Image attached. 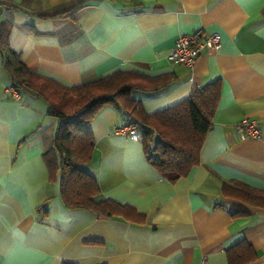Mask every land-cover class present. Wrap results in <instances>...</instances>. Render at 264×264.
I'll list each match as a JSON object with an SVG mask.
<instances>
[{
  "label": "crops",
  "instance_id": "0c3cea01",
  "mask_svg": "<svg viewBox=\"0 0 264 264\" xmlns=\"http://www.w3.org/2000/svg\"><path fill=\"white\" fill-rule=\"evenodd\" d=\"M7 43L33 72L66 86L116 70L171 74L166 87L132 92L144 112L170 107L195 86L221 81L220 95L187 175L170 181L146 160L142 142L114 133L130 118L106 105L90 121L98 198L146 215L143 222L68 208L59 171L43 156L58 119L41 96L7 89L0 56V264H228L241 239L264 264V208L225 197L223 182L264 190V0H0ZM217 32L192 67L166 54L181 33ZM243 118L258 138L235 130ZM235 212L234 215L232 213Z\"/></svg>",
  "mask_w": 264,
  "mask_h": 264
},
{
  "label": "trees",
  "instance_id": "16d2710c",
  "mask_svg": "<svg viewBox=\"0 0 264 264\" xmlns=\"http://www.w3.org/2000/svg\"><path fill=\"white\" fill-rule=\"evenodd\" d=\"M7 34L8 29L1 26L2 67L9 74L12 86L44 98L48 113L58 119L52 143L45 148L43 156L48 167L59 171V193L65 206L134 222L145 221L146 215L131 206L97 197L98 183L83 167L94 150L90 121L106 105L126 113L130 118L126 123L136 122L140 128L146 160L170 181H175L199 163L200 149L218 103L221 81L195 86L182 101L148 114L132 97V92L160 90L170 82L171 74L148 76L133 70H116L91 81L66 86L31 71L7 43ZM220 192L225 197L264 208V190L242 181L223 182ZM226 256L228 264H249L257 254L241 239L227 248Z\"/></svg>",
  "mask_w": 264,
  "mask_h": 264
},
{
  "label": "built area",
  "instance_id": "2783aa9c",
  "mask_svg": "<svg viewBox=\"0 0 264 264\" xmlns=\"http://www.w3.org/2000/svg\"><path fill=\"white\" fill-rule=\"evenodd\" d=\"M219 37L220 36L217 32L210 34H203L200 31L181 33L177 36L174 44L167 52L166 58L171 62L192 67L200 49L203 46H207L209 48L218 47ZM7 91L14 98H19L18 91L13 86H10ZM234 127L240 136H246L249 138H258L260 136V127L257 121L252 118H243L235 124ZM114 133L138 141H141L142 139V133L136 122L120 124L115 127ZM200 264H205V260L202 259Z\"/></svg>",
  "mask_w": 264,
  "mask_h": 264
}]
</instances>
